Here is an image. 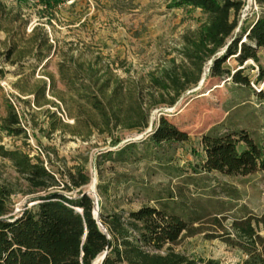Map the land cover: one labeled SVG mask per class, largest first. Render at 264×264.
I'll use <instances>...</instances> for the list:
<instances>
[{
    "label": "rangeland",
    "instance_id": "rangeland-1",
    "mask_svg": "<svg viewBox=\"0 0 264 264\" xmlns=\"http://www.w3.org/2000/svg\"><path fill=\"white\" fill-rule=\"evenodd\" d=\"M2 1L20 12L27 25L15 34L12 24L6 26L8 32L0 29V67L6 70L0 79V112L5 113L4 96L16 106L27 137L0 129V145L39 155L54 170L84 167L91 180L82 190L95 198L98 211L102 207L105 212H128L150 205L167 207L186 219L196 213L201 219L194 226L200 231L184 236L176 250L222 264L243 260L242 250L217 235L222 230L213 218H221L231 231L234 218L248 212L264 213V169L248 175L202 171L205 152L201 139L215 128L220 133L243 130L264 149V102L256 94L262 82L254 81L259 65L264 68L263 48L258 62L248 60L240 66L232 57L224 64L232 72L243 68V74L253 81L249 86L226 75L211 76V60H207L197 86L184 93L175 106L152 111V121L164 114L188 133L187 141L155 145L149 139L152 128L147 133L118 130L116 144L98 132L87 140L73 135V115L83 113L78 93L61 80L59 62L72 55L80 63L101 56L102 66L107 64L121 78L138 81L173 61L180 63L187 38L197 35L206 15L200 8L169 7L167 0ZM257 12L254 0H247L242 12L247 25ZM10 43L17 47L8 57ZM38 43L41 47L37 48ZM49 45L48 58L40 60L37 50L45 53ZM60 120L69 126L59 125L53 131ZM238 147L243 149L245 143L241 141ZM0 182L13 188L11 203L18 212L31 195L24 193V180L12 162L2 156Z\"/></svg>",
    "mask_w": 264,
    "mask_h": 264
},
{
    "label": "trees",
    "instance_id": "trees-1",
    "mask_svg": "<svg viewBox=\"0 0 264 264\" xmlns=\"http://www.w3.org/2000/svg\"><path fill=\"white\" fill-rule=\"evenodd\" d=\"M167 1L169 7L200 8L206 15L197 35L187 38L180 63L173 61L171 66L136 81L121 78L107 64L102 66L101 56L80 63L72 55L59 62L61 80L67 89L78 93L83 113L73 115V135L88 140L98 132L107 134L116 144L120 141L118 130L146 131L154 109L175 106L184 93L199 84L207 60H211V76L226 75L236 83L250 85L243 68L232 72L224 64L232 57L240 66L248 60L259 61V50L264 49V0H255L257 17L248 25L247 18H242L247 0ZM11 24L15 34L25 28L27 20L0 0V29L8 32L6 26ZM16 47L10 43L6 55L10 57ZM51 50L49 45L47 52L37 50L36 56L43 61ZM259 68L254 81L264 82V68ZM5 73L0 67V79ZM256 94L264 102V88ZM2 99L5 113L0 112V129L27 137L16 106L4 96ZM58 123L53 131L59 125L69 126L61 120ZM149 139L162 145L187 141L189 135L162 114L153 120ZM241 141L245 143L243 149L238 147ZM201 143L205 152L202 171L248 175L264 169V149L243 130L220 133L211 129L203 134ZM0 156L12 162L24 180V193L31 195L22 209L14 212V190L0 182V264H222L214 258H194L176 250L184 236L200 231L194 226L201 219L196 213L186 219L167 207L143 205L128 212H105L101 207L97 219L93 213L95 198L82 190L91 180L84 167L54 170L39 155L31 156L20 147L0 145ZM30 202L33 204L28 205ZM215 222L222 230L217 235L245 253L236 264H264V213L248 212L234 218L231 231L218 216H214Z\"/></svg>",
    "mask_w": 264,
    "mask_h": 264
},
{
    "label": "water",
    "instance_id": "water-1",
    "mask_svg": "<svg viewBox=\"0 0 264 264\" xmlns=\"http://www.w3.org/2000/svg\"><path fill=\"white\" fill-rule=\"evenodd\" d=\"M152 125H153V121H151V123H150V127L144 132V133H147L148 131H150L151 130V128H152ZM96 203H97V201H96ZM33 204V203H32ZM98 204V203H97ZM78 211H80V209L79 208H76ZM98 206H97V208H95L94 209V211H93V213H94V215H95V217L98 219L99 218V211H98ZM99 221V220H98ZM100 222V221H99ZM105 254L106 253H104L100 258H99V260L100 259H103L104 257H105Z\"/></svg>",
    "mask_w": 264,
    "mask_h": 264
},
{
    "label": "built area",
    "instance_id": "built-area-1",
    "mask_svg": "<svg viewBox=\"0 0 264 264\" xmlns=\"http://www.w3.org/2000/svg\"><path fill=\"white\" fill-rule=\"evenodd\" d=\"M30 1H34V0H30ZM254 2H255V0H254ZM251 83H253V81H251ZM263 88H264V82H262L260 88H257V87H256L257 91H259V90H261V89H263Z\"/></svg>",
    "mask_w": 264,
    "mask_h": 264
},
{
    "label": "crops",
    "instance_id": "crops-1",
    "mask_svg": "<svg viewBox=\"0 0 264 264\" xmlns=\"http://www.w3.org/2000/svg\"><path fill=\"white\" fill-rule=\"evenodd\" d=\"M262 51H264V49H261ZM259 58H260V50H259Z\"/></svg>",
    "mask_w": 264,
    "mask_h": 264
}]
</instances>
